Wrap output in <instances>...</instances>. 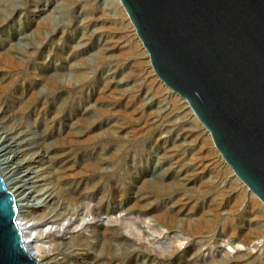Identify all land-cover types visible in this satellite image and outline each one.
I'll return each instance as SVG.
<instances>
[{"label": "rangeland", "instance_id": "374dc122", "mask_svg": "<svg viewBox=\"0 0 264 264\" xmlns=\"http://www.w3.org/2000/svg\"><path fill=\"white\" fill-rule=\"evenodd\" d=\"M0 120L49 186V221L81 208L39 237L51 264H264L263 201L120 0H0Z\"/></svg>", "mask_w": 264, "mask_h": 264}, {"label": "water", "instance_id": "95a60500", "mask_svg": "<svg viewBox=\"0 0 264 264\" xmlns=\"http://www.w3.org/2000/svg\"><path fill=\"white\" fill-rule=\"evenodd\" d=\"M159 78L264 203V0H121ZM0 173V264H39Z\"/></svg>", "mask_w": 264, "mask_h": 264}, {"label": "bare ground", "instance_id": "6f19581e", "mask_svg": "<svg viewBox=\"0 0 264 264\" xmlns=\"http://www.w3.org/2000/svg\"><path fill=\"white\" fill-rule=\"evenodd\" d=\"M11 127L12 129L5 128L2 120H0V173L6 188L15 199L17 218L24 230L25 243L28 247L33 246L29 250L32 251L39 264H51L53 257L48 259L40 254L43 248L38 244L39 237L48 236L51 227L54 225L63 228V224L66 223L65 226H68L71 223V215L81 214V208L77 205L71 209L68 208L64 221L57 223L49 221L50 215H47L48 213L44 208L53 205L54 197L48 190L49 186L42 184V177L39 176L37 170L28 164L31 158L24 155L25 142L16 137L13 126ZM239 179L242 180L240 177ZM48 242L52 245L53 241Z\"/></svg>", "mask_w": 264, "mask_h": 264}]
</instances>
